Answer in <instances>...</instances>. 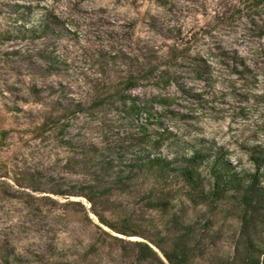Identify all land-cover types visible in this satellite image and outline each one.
Wrapping results in <instances>:
<instances>
[{"label": "rangeland", "instance_id": "1", "mask_svg": "<svg viewBox=\"0 0 264 264\" xmlns=\"http://www.w3.org/2000/svg\"><path fill=\"white\" fill-rule=\"evenodd\" d=\"M255 1L0 0V264H168L150 242L168 251L183 232L147 206L155 179L113 188L96 206L58 193L94 184L96 154L118 172L143 128L154 154L223 148L254 171L252 156L264 155V2ZM153 69L126 93L141 114L111 99L121 81ZM182 198L174 215L195 234L193 263L241 264L236 211ZM253 233L264 247V226ZM138 242L161 261H140Z\"/></svg>", "mask_w": 264, "mask_h": 264}, {"label": "trees", "instance_id": "2", "mask_svg": "<svg viewBox=\"0 0 264 264\" xmlns=\"http://www.w3.org/2000/svg\"><path fill=\"white\" fill-rule=\"evenodd\" d=\"M263 2L264 0L255 1L258 6ZM49 16L46 17L47 20H50ZM31 32L37 34L35 30ZM198 61L203 64L198 65L200 70L207 67L206 59L202 58ZM242 66L246 67V64L242 63ZM154 70L143 71L142 75L130 76L121 81V88L110 96L111 99L118 97L122 106L129 105V111L132 114H141L146 109L139 107L137 100L130 98L126 93L133 91L139 81L146 75H152ZM106 100V97L100 96V100L95 105L102 106ZM47 127L48 125L45 124L38 129L41 135ZM142 135V144L136 147L137 156L129 162L122 163L124 167H121L118 172L115 171L113 160L103 154L100 156L96 154L94 168L91 171L94 184L82 186L74 193L61 192L58 195L82 197L90 205L96 206L99 201L111 195L113 188L126 187L128 183L140 177L155 179L160 184L158 187L160 190L150 193L147 206L169 217L171 222L183 232L179 238L175 239L168 251L164 249V243L150 242L162 253L168 264H194L192 258H194L195 247L188 243V239L195 234L177 218V215H174L180 204L184 203L182 197L195 207L208 206L218 210L223 205H230L242 222V237L246 238L244 248L247 254L241 264H264V247L256 245L253 233L261 225L264 226V155L259 153L252 156L254 171L240 169L239 162L236 165L233 164L231 153L223 148H216L215 152L209 153L196 149L171 159L152 153V144L146 140L144 128ZM160 145L161 143H157V146ZM106 181L111 183L110 187ZM98 218L103 226L122 236L146 238L143 233L132 229L129 225L125 224L123 229H119L105 218L101 216ZM136 245L139 248L140 261L147 262L155 259L161 261L158 252L148 243L138 242ZM6 263L10 264L9 260H6ZM161 263L164 264L163 261ZM226 264H233V262Z\"/></svg>", "mask_w": 264, "mask_h": 264}]
</instances>
